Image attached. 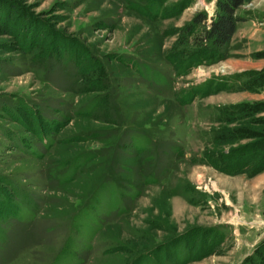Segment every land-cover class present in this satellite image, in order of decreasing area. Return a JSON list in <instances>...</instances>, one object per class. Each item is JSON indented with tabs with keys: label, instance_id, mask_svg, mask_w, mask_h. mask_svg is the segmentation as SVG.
Segmentation results:
<instances>
[{
	"label": "rangeland",
	"instance_id": "obj_1",
	"mask_svg": "<svg viewBox=\"0 0 264 264\" xmlns=\"http://www.w3.org/2000/svg\"><path fill=\"white\" fill-rule=\"evenodd\" d=\"M148 2L0 0V264H264V0L183 76L215 6Z\"/></svg>",
	"mask_w": 264,
	"mask_h": 264
},
{
	"label": "trees",
	"instance_id": "obj_2",
	"mask_svg": "<svg viewBox=\"0 0 264 264\" xmlns=\"http://www.w3.org/2000/svg\"><path fill=\"white\" fill-rule=\"evenodd\" d=\"M163 1L164 0H149L147 7L151 8L150 10L154 12L155 17L162 16L163 8L160 9L159 5L161 4V2L163 3ZM243 3L244 0H216L215 15L214 17L209 19V21L205 12H199L194 16L191 24L188 25L189 27L187 29L189 31L188 33L191 34V36H194L193 43L198 48L193 51L194 60H191L192 57H188L189 60L186 59L185 61L180 62V65H178V62L175 64L176 76L185 75L188 70L196 65L202 63H215L227 57L226 48L235 32V25L238 22L242 21L241 18L235 15V12L240 6L243 5ZM8 27L9 26L7 21H0V35L3 32L2 29L9 32ZM56 60H58L56 64L61 62L59 61L60 59ZM50 61H52V59H50ZM161 80L162 83L166 85V79L163 76ZM202 85L203 84H201V86ZM197 86L196 89H188V92L182 91L184 92V95L180 98H182L183 103L190 102L194 97L203 95L205 87H201L200 85ZM246 106L248 105L246 104ZM250 106L251 105H249V108L252 109V107ZM21 107L23 108V110H27L28 113H32L33 111H31V108H29L30 106L27 107L24 103H21ZM210 156L211 157L206 159L205 155H203L202 159H204L207 164L214 166L219 170H226L230 174L241 172L242 170H244V167L253 159V157H244L243 161H246L243 167L238 166V163L242 162V158H237V154L235 153H227L224 155H220L219 157L218 155L217 157H213L212 154ZM222 228L223 226L218 227V229L216 230L217 233H215V235L218 239L216 245L219 241L222 242L224 239V235L221 231Z\"/></svg>",
	"mask_w": 264,
	"mask_h": 264
},
{
	"label": "clouds",
	"instance_id": "obj_3",
	"mask_svg": "<svg viewBox=\"0 0 264 264\" xmlns=\"http://www.w3.org/2000/svg\"><path fill=\"white\" fill-rule=\"evenodd\" d=\"M215 3H216V0H212V4L209 6V15L210 16H211L212 11L214 9Z\"/></svg>",
	"mask_w": 264,
	"mask_h": 264
}]
</instances>
